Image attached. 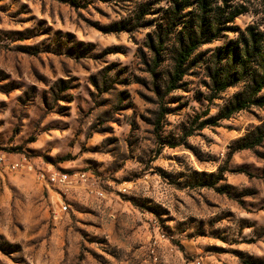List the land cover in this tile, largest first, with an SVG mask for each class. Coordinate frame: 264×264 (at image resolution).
I'll use <instances>...</instances> for the list:
<instances>
[{
    "label": "rangeland",
    "instance_id": "obj_1",
    "mask_svg": "<svg viewBox=\"0 0 264 264\" xmlns=\"http://www.w3.org/2000/svg\"><path fill=\"white\" fill-rule=\"evenodd\" d=\"M197 1L0 0V154L30 165L0 172V264H264V138L233 150L264 105L220 118L254 62L215 54L264 11L225 23L206 0L200 32ZM182 25L208 42L167 91Z\"/></svg>",
    "mask_w": 264,
    "mask_h": 264
},
{
    "label": "trees",
    "instance_id": "obj_2",
    "mask_svg": "<svg viewBox=\"0 0 264 264\" xmlns=\"http://www.w3.org/2000/svg\"><path fill=\"white\" fill-rule=\"evenodd\" d=\"M236 1V2H233ZM219 3L214 7L215 13L218 10H223L224 8L229 9L227 16L224 18L225 23H229L235 16L246 12L249 9L256 10V7H260L264 11V0H216ZM206 0H198L197 5L199 8V28L204 25V18L206 17L205 9ZM205 26V25H204ZM185 26H181L184 29ZM114 31V30H113ZM185 37H178L177 39V51L173 59V66L170 78L166 84V90H172L177 81L180 80L182 75V65L187 60L191 51L197 46V44H202L208 42L205 40L203 42L195 41L194 36H191L190 31L186 27ZM231 53V60L235 62V71L238 77L244 72L246 68V62L252 58L254 62V68L250 70L247 75L248 94L244 98L235 96L233 103L229 104L224 108L223 113L220 116L221 119L228 118V116L236 111L243 109L248 105H254L256 107H261L264 105V97H256V94L264 87V33L258 31L253 26L244 27L243 31L238 34V38L234 42L227 43L222 47L215 49V54L217 57H225ZM211 84H213V90L218 92L224 88L231 85L232 82H227L228 76L226 74L220 76L219 72L212 71ZM250 97L253 98H248ZM213 123L212 119L204 120L200 123V126L206 123ZM264 138V125L259 129L255 130V134L250 136L245 141L236 145L233 150L249 149L257 145L261 139ZM245 264V263H244Z\"/></svg>",
    "mask_w": 264,
    "mask_h": 264
},
{
    "label": "built area",
    "instance_id": "obj_3",
    "mask_svg": "<svg viewBox=\"0 0 264 264\" xmlns=\"http://www.w3.org/2000/svg\"><path fill=\"white\" fill-rule=\"evenodd\" d=\"M29 170L30 165L22 157L17 160H7L0 154V172L27 173ZM40 177L42 176L40 175ZM44 179L46 185L52 186L61 191V189L70 187L71 183H84L85 176L82 172H75L68 175L65 172L50 169L44 172ZM95 195L100 196V193L96 192ZM65 208L66 205L59 202V205L55 210H50V217L52 219L56 218L58 213H63L65 211Z\"/></svg>",
    "mask_w": 264,
    "mask_h": 264
}]
</instances>
